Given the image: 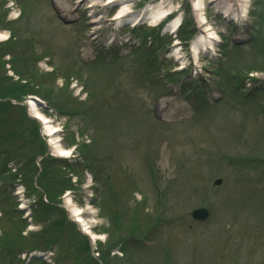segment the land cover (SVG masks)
I'll return each instance as SVG.
<instances>
[{
    "label": "rangeland",
    "instance_id": "374dc122",
    "mask_svg": "<svg viewBox=\"0 0 264 264\" xmlns=\"http://www.w3.org/2000/svg\"><path fill=\"white\" fill-rule=\"evenodd\" d=\"M131 2L170 12L130 26L116 2L0 0V264H264V0L238 20L206 3L198 61L191 0Z\"/></svg>",
    "mask_w": 264,
    "mask_h": 264
},
{
    "label": "bare ground",
    "instance_id": "6f19581e",
    "mask_svg": "<svg viewBox=\"0 0 264 264\" xmlns=\"http://www.w3.org/2000/svg\"><path fill=\"white\" fill-rule=\"evenodd\" d=\"M86 1V2H85ZM132 0H106L102 2V0H77L78 5L87 3V7L93 8L94 5L100 4L101 7L107 6L108 4H118L119 8L113 17V20L117 21V23H128L130 26H135L136 20L140 18H145L148 22L153 23L158 21L160 18L164 17L166 14L170 12V9L160 10L155 9L151 2L147 5V7L140 11L138 14L133 15V10L130 9ZM193 10L195 11V15L197 18V23L203 26V30L201 29V34L198 35L196 40L191 44L192 46V53L194 54L196 60L198 61L197 57L199 56L201 50H212L211 47L213 44V40L217 37L215 30L210 26V23L207 22L205 16V4L214 2L215 8L218 7V10H222L224 15L232 14L237 20L239 17H242L243 14L246 12L247 4L249 0H191ZM235 1L239 3H235ZM236 4H239V12L236 9ZM235 6V7H234ZM171 8V7H170ZM135 14V13H134ZM133 15V16H132ZM129 18V20H126ZM93 21L96 22L97 18H93ZM178 18L175 19L169 26V30L171 32H176L178 29ZM7 34L5 32H0V40L6 39ZM178 54V53H176ZM29 110H31L32 115L41 121V125H44V130L46 131V135L49 137V145L52 150L56 153L59 157H67L70 153V149L62 148L58 143L59 139L57 138V133L59 129L57 126L54 125L51 119H48L45 115L40 113L37 110V105L34 101H29L27 103ZM65 207L68 209L70 215L73 217V220L78 224L80 230H82L85 234H90L92 237V241L96 240L98 236L91 231L93 224L96 222L94 220L93 215L95 214V210L88 205L85 207H78L70 202L69 199L65 202Z\"/></svg>",
    "mask_w": 264,
    "mask_h": 264
},
{
    "label": "water",
    "instance_id": "95a60500",
    "mask_svg": "<svg viewBox=\"0 0 264 264\" xmlns=\"http://www.w3.org/2000/svg\"><path fill=\"white\" fill-rule=\"evenodd\" d=\"M215 184H220L221 180L217 179L214 181ZM208 215V212L205 209H196L192 212V216L196 219H205Z\"/></svg>",
    "mask_w": 264,
    "mask_h": 264
}]
</instances>
